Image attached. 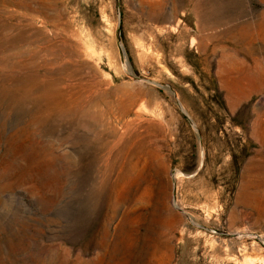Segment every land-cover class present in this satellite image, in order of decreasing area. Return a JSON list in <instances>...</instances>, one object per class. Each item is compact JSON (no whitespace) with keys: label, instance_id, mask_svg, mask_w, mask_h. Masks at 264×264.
<instances>
[{"label":"rangeland","instance_id":"374dc122","mask_svg":"<svg viewBox=\"0 0 264 264\" xmlns=\"http://www.w3.org/2000/svg\"><path fill=\"white\" fill-rule=\"evenodd\" d=\"M0 264H264V0H0Z\"/></svg>","mask_w":264,"mask_h":264},{"label":"water","instance_id":"95a60500","mask_svg":"<svg viewBox=\"0 0 264 264\" xmlns=\"http://www.w3.org/2000/svg\"><path fill=\"white\" fill-rule=\"evenodd\" d=\"M119 39L121 40V37H120ZM121 56H122V60H123L125 63H127V62H128L127 53H126V51H125V49H124V47H123L122 44H121ZM147 80H149V81H151V82H154L153 80H150V79H147ZM179 104H180L182 110H184V109H183V108H184L183 105H182L180 102H179ZM184 113H185V115L187 116L188 120H189L191 123H193L194 126L196 127L194 121H193L192 118H191V117L185 112V110H184ZM196 128H197V127H196ZM196 171H197V170H196ZM196 171H195L194 173H192V174H189V175H193V174H195ZM175 205H176L178 208H180V207L176 204V201H175Z\"/></svg>","mask_w":264,"mask_h":264},{"label":"bare ground","instance_id":"6f19581e","mask_svg":"<svg viewBox=\"0 0 264 264\" xmlns=\"http://www.w3.org/2000/svg\"><path fill=\"white\" fill-rule=\"evenodd\" d=\"M128 63V62H127ZM135 199V197L133 196V199L132 200H134ZM176 204L179 206V203L178 202H176ZM133 208H134V206L135 205H131ZM180 207V206H179ZM133 212V211H132ZM133 214V213H132ZM135 214V213H134ZM136 215V214H135Z\"/></svg>","mask_w":264,"mask_h":264}]
</instances>
